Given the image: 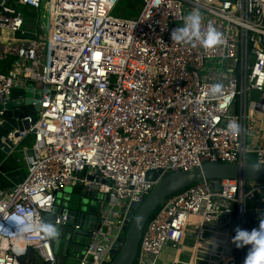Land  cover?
I'll use <instances>...</instances> for the list:
<instances>
[{
  "label": "built area",
  "instance_id": "1",
  "mask_svg": "<svg viewBox=\"0 0 264 264\" xmlns=\"http://www.w3.org/2000/svg\"><path fill=\"white\" fill-rule=\"evenodd\" d=\"M118 1L0 0V60L13 54L27 72L0 73V102L22 79L43 89L35 121L25 115L28 127L8 133L20 145L26 175L0 191V264H20L28 249L43 264H58L39 225L66 186L97 185L103 222L90 231L80 264H108L128 207L155 182L148 171L159 179L204 162L242 163L251 153L264 163V146L251 143L246 131L248 111H264V0H141L130 19L111 15ZM42 4L50 13L43 35L30 36L20 8ZM191 12L201 16V34L211 25L219 43L170 39ZM259 204L264 181L192 184L149 217L133 264H157L166 247L178 250L192 220L198 245L188 264H196L203 240L220 249L211 250L218 258L235 228L258 226L246 216ZM66 219L57 215L54 224ZM247 248L235 246L227 264H243Z\"/></svg>",
  "mask_w": 264,
  "mask_h": 264
},
{
  "label": "water",
  "instance_id": "2",
  "mask_svg": "<svg viewBox=\"0 0 264 264\" xmlns=\"http://www.w3.org/2000/svg\"><path fill=\"white\" fill-rule=\"evenodd\" d=\"M43 89L35 85L33 79L20 80L10 91L4 100L0 102V160L7 154L16 151L17 146L8 138V133L13 129H26L28 121L22 120L25 115L31 114V122L40 110V101ZM34 115V116H33ZM98 174V173H96ZM146 178L155 181L149 193L139 204H131L125 214L122 234L111 245L108 264H133L137 253L138 243L149 217L170 195L187 188L188 186L203 180L242 179L264 181V163H224L204 162L185 170H177L165 174L158 179V172L148 171ZM92 175H87L86 180L91 181ZM100 182L105 181L103 178ZM109 182V181H106ZM213 187L217 186L214 182ZM81 195L95 198L97 185L84 184L79 189H73ZM99 197V196H98ZM257 211H250L246 220L255 219L257 222L263 218L264 205H257ZM66 214L67 219L55 225L57 215ZM43 224L52 225L58 232L55 238L50 237V244L56 255H65L67 251H73L74 257H81L85 250L87 238L93 228H98L103 222L102 212L89 210L85 206L77 209L68 208L66 205L56 206L51 212L42 214ZM74 224L78 228H74ZM72 243V245H70Z\"/></svg>",
  "mask_w": 264,
  "mask_h": 264
},
{
  "label": "crops",
  "instance_id": "3",
  "mask_svg": "<svg viewBox=\"0 0 264 264\" xmlns=\"http://www.w3.org/2000/svg\"><path fill=\"white\" fill-rule=\"evenodd\" d=\"M23 8L24 7H21L20 9L25 15ZM47 18H49V13L47 14ZM38 29L40 30V27ZM38 29H35L34 31ZM30 36H33L32 32H30ZM7 37L8 36H3V38L6 39ZM7 58L12 60L7 72L17 70L19 78L24 77L27 74L26 71L20 70L16 67L18 64H21V62L17 60L13 54L8 55ZM236 107L237 104L234 106L235 110ZM248 114L249 116L246 122V131H248V133L251 132L248 136V140L257 146H264V132L262 131V128L264 127V111L249 110ZM31 143L32 138L31 136H28L24 140V144L30 145ZM18 147H20V145L17 146V149ZM17 149L13 153L7 154L2 160H0V191L9 190L13 187V185L20 182L26 175L25 157L21 148H19V150ZM194 237L195 224L192 220L186 228L185 238L180 248L178 250H173L170 247H166L157 264H188L193 251V246L198 245L197 243H194ZM70 245H72V243ZM198 248H200V246H198ZM212 248L213 247L209 246L207 242L203 240L201 248L195 252V257L197 259L196 264H227L230 260L229 257L235 253V244L230 238L226 240L224 250L221 254H219L218 258H214L212 256L211 250L218 251L220 249ZM59 254L60 253L57 254L58 264H80L81 257H74L73 251H67L63 256ZM216 259H218V261H214ZM85 264H91V260L89 259Z\"/></svg>",
  "mask_w": 264,
  "mask_h": 264
},
{
  "label": "clouds",
  "instance_id": "4",
  "mask_svg": "<svg viewBox=\"0 0 264 264\" xmlns=\"http://www.w3.org/2000/svg\"><path fill=\"white\" fill-rule=\"evenodd\" d=\"M201 16L199 12H191L185 17L183 27H177L170 33V39L176 42L199 41L203 46H212L220 42V34L215 28L209 25L208 30L203 35L200 32ZM219 85H213L212 91L215 92ZM228 127L233 131L237 130L235 124H229ZM45 235L55 238L58 235L54 226L48 224L39 225ZM235 234L231 241L237 248L248 246L243 264H264V218L259 220L258 226L251 229L235 228Z\"/></svg>",
  "mask_w": 264,
  "mask_h": 264
},
{
  "label": "rangeland",
  "instance_id": "5",
  "mask_svg": "<svg viewBox=\"0 0 264 264\" xmlns=\"http://www.w3.org/2000/svg\"><path fill=\"white\" fill-rule=\"evenodd\" d=\"M45 6V7H44ZM141 8V0H119L111 11V15L121 18L130 19L135 17ZM25 25L24 28L34 32L42 25L45 29L47 23V5L42 4L40 10L34 11L29 7H24ZM36 15V16H35ZM39 19V21H38ZM37 35L42 36V30H36ZM32 138V136H31ZM18 147L17 150H19ZM71 186H66L63 190L56 192V206L66 205L68 208L77 209L79 206H85L89 210H102L100 207L99 197L90 198L80 193H76Z\"/></svg>",
  "mask_w": 264,
  "mask_h": 264
},
{
  "label": "trees",
  "instance_id": "6",
  "mask_svg": "<svg viewBox=\"0 0 264 264\" xmlns=\"http://www.w3.org/2000/svg\"><path fill=\"white\" fill-rule=\"evenodd\" d=\"M12 60L10 58H5L0 60V73H6L7 69L11 65ZM246 160L250 163H255L256 162V157L255 154L251 153L247 156ZM75 189H79V186L73 187ZM247 249L244 250L243 252V260L246 255ZM20 264H43L41 260L35 255V253L28 249L26 255L20 259Z\"/></svg>",
  "mask_w": 264,
  "mask_h": 264
},
{
  "label": "bare ground",
  "instance_id": "7",
  "mask_svg": "<svg viewBox=\"0 0 264 264\" xmlns=\"http://www.w3.org/2000/svg\"><path fill=\"white\" fill-rule=\"evenodd\" d=\"M50 14V13H49ZM3 36L5 37V36H8V34L5 32V31H3Z\"/></svg>",
  "mask_w": 264,
  "mask_h": 264
}]
</instances>
